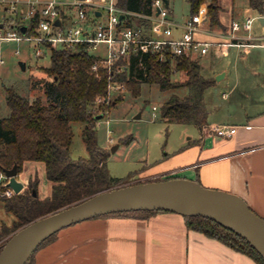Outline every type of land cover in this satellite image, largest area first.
<instances>
[{
  "label": "trees",
  "instance_id": "16d2710c",
  "mask_svg": "<svg viewBox=\"0 0 264 264\" xmlns=\"http://www.w3.org/2000/svg\"><path fill=\"white\" fill-rule=\"evenodd\" d=\"M189 2L192 15L199 12L202 4L208 2L211 23L221 24L219 18L221 6L218 0ZM248 2L256 11H264V0ZM153 3L154 0H117V4L123 9L144 15L154 14ZM170 9L172 14L173 9L171 7ZM37 22L33 20L28 29L29 34L36 33ZM123 22L127 26L141 24H145L147 28L151 26L150 20L133 14H127ZM2 24L3 27L12 26L14 20L5 16L0 21V28ZM47 55L50 56V64L42 67L44 75L34 81V84H40L44 89L42 95L32 101L17 87L7 89L6 99L11 112L8 116H0V166L11 168L17 163L21 172L26 162L43 163L46 178L52 183V193L49 198L42 200L43 198L34 194L38 183L32 180L24 191L11 197H0V203L6 213L14 217L15 225L18 224L13 230L0 228V240L4 238V242L14 231L32 220L77 203L123 181L109 173L110 153L100 147L97 136V116L100 114L97 109L102 110L108 105L105 101L98 103L97 99L108 95L111 83L126 85V89L134 96L141 94L143 84H157L161 91L171 90L173 93L161 105L163 120L191 123L200 131L209 127L208 114L211 110L206 104L205 93L217 79L204 75L198 56L196 58L173 55L168 52L161 58L159 52L139 49L131 52L128 57L121 58L111 67L101 64L94 70L93 65L99 60V56L87 44L51 47L41 58ZM128 61L130 63L127 68L118 71V67L127 65ZM178 71L187 75L181 84L174 80V74ZM182 87L186 88L183 94L177 90ZM119 101L121 96L115 98L109 107ZM76 121L85 124L84 139L90 151L89 156L72 157L73 122ZM173 177L178 175L150 180ZM129 212L149 216L170 211L158 209ZM184 216L190 229L218 239L233 249L251 256L259 264H264L262 254L232 229L203 215ZM57 233L49 236L40 245L52 239ZM32 256L27 264H31Z\"/></svg>",
  "mask_w": 264,
  "mask_h": 264
},
{
  "label": "crops",
  "instance_id": "0c3cea01",
  "mask_svg": "<svg viewBox=\"0 0 264 264\" xmlns=\"http://www.w3.org/2000/svg\"><path fill=\"white\" fill-rule=\"evenodd\" d=\"M219 5L221 24L213 25L208 15V2L202 4L199 12L203 20L199 31L217 36L218 39L213 41H226L225 34L231 23L248 14L222 18L221 14L229 9L226 5ZM232 8L234 12V6ZM172 15L175 18L174 11ZM191 15L183 20L175 19L184 21ZM206 19L208 26H205ZM181 34L180 27L174 30V36ZM196 38L207 41L197 35ZM214 52L215 58L228 53L217 49ZM239 58L246 63L258 64L254 56L248 58V55L240 54ZM221 73L223 76L227 74L225 70ZM257 102V105L248 107L228 103L225 111H228L229 118L208 119L209 128L213 124L236 125L233 136L221 137L209 128L199 130L198 137H189L185 145L167 152L157 166L150 165L145 173H177L207 187L236 193L264 217V106L259 98ZM31 264L259 263L218 239L190 229L184 215L170 211L149 216L130 212L107 213L73 223L40 245L33 253Z\"/></svg>",
  "mask_w": 264,
  "mask_h": 264
},
{
  "label": "rangeland",
  "instance_id": "374dc122",
  "mask_svg": "<svg viewBox=\"0 0 264 264\" xmlns=\"http://www.w3.org/2000/svg\"><path fill=\"white\" fill-rule=\"evenodd\" d=\"M218 1L229 9L227 13L221 14L222 18L228 19L232 16L238 18L246 14L255 15L257 13L256 10L249 7L247 0ZM169 6L173 9L175 18L178 20H183L191 15L189 0H170ZM1 15L0 21L2 20ZM208 25L207 20L205 26ZM253 27L254 32L258 35L264 34V25L254 22ZM196 35L212 41L218 39L217 36L207 31H198ZM18 49H20V52H17ZM214 49L216 48L211 47L207 54L194 55L196 58L197 56L200 58L203 73L206 77H216L217 79V73H221L222 70L227 72L226 76L222 75L220 80H216L206 90L205 101L211 110L208 119L214 117L217 119L229 118L227 117L228 111H225V106L228 103L235 102L241 104L240 106L248 107L258 103L259 98L261 106H264V46H246L242 48L232 46L227 54L218 55V58H215L214 54L216 52H214ZM0 50L5 58V63H0V116H8L11 112L6 99L8 87H17L21 93L28 95L32 101L37 96L42 95L44 89L40 84H34V81L44 75L42 67L50 64V56L40 57L37 60L34 57V45L26 40L0 41ZM105 51L106 44H101L93 52L95 54H105ZM240 54L248 55V58L256 57L258 64L253 63V65L252 62H243L239 58ZM21 60L26 61V69L21 68L19 64ZM186 77L185 72L178 71L174 74L176 83L181 84L186 80ZM177 90L183 94L186 88L182 87ZM172 93L171 90L161 91L157 84H143L141 94L134 96L126 89L125 85L123 88L114 90L111 93L112 96L109 102H106L108 104L106 108L97 109L102 114L97 120L99 144L102 149L108 150L110 153L108 171L113 177L123 180L113 187L148 181L157 177L179 175L171 172L157 175L145 173L150 165L157 166L159 160L167 152L180 149L188 142L189 137H198L199 135V128L194 124L167 122L162 119L161 105ZM225 94L227 95L225 96ZM118 96H121V101L109 107L110 103ZM101 102L103 101L98 103ZM139 113H141V116L136 117ZM234 119L236 118L234 117ZM84 125V122L81 121L73 122V158L90 155L84 139ZM113 148L114 150H112ZM17 177L21 181L26 180V186L20 192L24 191L29 181L33 180L38 183L35 188V195L43 198L42 200L50 197L52 183L46 178L43 163L26 162L23 171H19ZM17 225L14 223V217L11 214L8 215L0 203V228L13 230ZM5 242L4 238L0 240V251Z\"/></svg>",
  "mask_w": 264,
  "mask_h": 264
},
{
  "label": "built area",
  "instance_id": "2783aa9c",
  "mask_svg": "<svg viewBox=\"0 0 264 264\" xmlns=\"http://www.w3.org/2000/svg\"><path fill=\"white\" fill-rule=\"evenodd\" d=\"M153 6L154 14L144 15L123 9L117 0H0L2 18L7 16L14 20L12 26L3 25L0 28V41L26 40L34 45L36 59L51 47L63 48L83 43L94 51L101 44H106L105 54H97L99 60L94 63V70L101 64L111 67L139 49L159 52L161 58H164L168 52L195 57V54H207L211 47L227 52L231 46H264V34L258 35L253 27L254 22L264 25V11H256L255 15L234 20L225 34L228 40L206 41L196 38L203 20L200 12L184 21H178L164 0H154ZM121 14H124L123 18ZM127 14L150 20V28L145 24L124 25L123 20ZM57 19L61 20L60 24L56 23ZM33 20L38 21L36 33L29 34L28 29ZM20 24H26L25 32L18 27ZM179 27L182 34L176 37L174 30ZM0 63H5L1 50ZM129 63L120 65L118 71H123ZM123 87L121 83H111L108 95L98 97L97 101L109 102L111 93ZM210 129L218 136L228 138L236 133L237 126L213 124ZM9 181L10 177L0 166V197H11L17 193ZM23 182L26 186V180Z\"/></svg>",
  "mask_w": 264,
  "mask_h": 264
},
{
  "label": "water",
  "instance_id": "95a60500",
  "mask_svg": "<svg viewBox=\"0 0 264 264\" xmlns=\"http://www.w3.org/2000/svg\"><path fill=\"white\" fill-rule=\"evenodd\" d=\"M164 1L169 4V0ZM123 17L124 14H121ZM56 23L60 24L61 20L57 19ZM18 27L26 31V24ZM19 64L26 69V61L21 60ZM222 75L218 74L217 79ZM101 116L99 114L97 117ZM140 116L141 113L136 115ZM4 170L10 177L9 185L17 193L20 192L25 184L17 177L18 164ZM158 209L212 218L247 239L264 257V217L251 208L244 198L227 190L207 187L198 180L178 176L107 188L38 217L7 239L0 251V264H27L44 240L73 223L112 212Z\"/></svg>",
  "mask_w": 264,
  "mask_h": 264
}]
</instances>
